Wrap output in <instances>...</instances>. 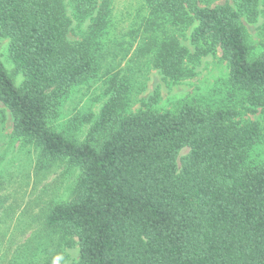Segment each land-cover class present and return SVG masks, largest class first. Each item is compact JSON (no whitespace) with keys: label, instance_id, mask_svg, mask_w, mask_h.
Returning <instances> with one entry per match:
<instances>
[{"label":"trees","instance_id":"trees-1","mask_svg":"<svg viewBox=\"0 0 264 264\" xmlns=\"http://www.w3.org/2000/svg\"><path fill=\"white\" fill-rule=\"evenodd\" d=\"M99 1L70 3L87 17ZM64 2L0 0V39H9L23 76L16 85L0 61V103L15 138L42 160L80 169L72 197L45 217L48 228L76 239L71 264H264V163L248 161L261 137L257 123L240 124L232 108L199 101L126 113L120 86L81 142L57 130L61 100L92 77L97 62L91 40L67 41ZM147 2L154 14L195 24L191 57L220 49L230 89L249 92L250 101L264 94V50H252L243 23L256 17L258 0ZM102 17L99 10L96 25ZM158 46L160 71L184 78L186 48L174 38Z\"/></svg>","mask_w":264,"mask_h":264},{"label":"rangeland","instance_id":"rangeland-1","mask_svg":"<svg viewBox=\"0 0 264 264\" xmlns=\"http://www.w3.org/2000/svg\"><path fill=\"white\" fill-rule=\"evenodd\" d=\"M202 1L201 6L231 2ZM258 1L256 17L243 20L254 52L264 50V0ZM64 4L70 20L67 41L91 40L97 62L92 77L61 100L59 132L81 142L103 104L122 86L126 113L145 108L173 110L194 101L232 108L237 122L259 126L261 137L248 161L264 163V94L250 101L249 92L228 87V69L219 48L191 57L195 49L189 39L195 24L185 26L154 14L147 0H100L87 17L75 12L70 0ZM99 10L102 25H96ZM170 38L188 51L184 59L188 74L179 80L166 77L156 58L159 43ZM8 47L9 39L1 38L0 61L19 85L23 76L15 72ZM187 152L183 149L179 157ZM79 175L78 167L62 160H42L32 144L15 138L11 114L0 103V264H71L77 260L76 239L48 228L45 217L52 206L72 197Z\"/></svg>","mask_w":264,"mask_h":264}]
</instances>
